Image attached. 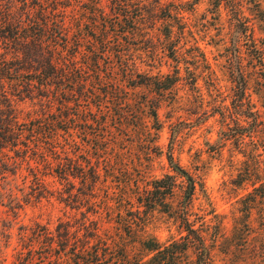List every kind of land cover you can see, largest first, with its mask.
I'll return each instance as SVG.
<instances>
[{
	"label": "trees",
	"instance_id": "1",
	"mask_svg": "<svg viewBox=\"0 0 264 264\" xmlns=\"http://www.w3.org/2000/svg\"><path fill=\"white\" fill-rule=\"evenodd\" d=\"M180 2L175 6V0H0V179L17 176L22 168L28 169V176L38 189L35 193L30 187L27 202H39L52 196L44 189L45 177L52 176L59 185L55 191L58 202L72 213H80L75 221H59L54 231L46 230L43 235L35 232L32 244L26 247L27 253L18 255V264H36L39 258L33 246L40 245L41 241L49 264H64V261L68 264H183L190 248L196 250L194 264H213L212 247L220 234V215L212 207L204 183L178 163L171 151L167 153L171 173L151 179L143 187L136 185L135 203L128 209L129 218L123 223L131 241L120 237L115 242L103 230L100 219L102 205L111 209L110 199L107 196L100 199L98 195L102 170L108 175L113 173L109 156L118 154L113 155L109 149L124 138L113 135L108 128V112L112 109L105 108L113 104L118 113L111 117L114 125L127 124L130 128L132 124L131 129L136 133L144 126L139 124L141 108L151 103L152 127L161 130L158 110L162 101L143 98L136 107L134 103L119 104L122 100L118 97L125 83L132 91L152 86L155 93L162 95L179 81L181 61L177 60L180 58L185 64L187 57L181 43L191 31L186 29L183 19L188 12H193L198 1ZM262 14L264 18L263 11ZM232 16H236L235 29L232 48L228 47V51L231 50L237 93L229 114L238 119L234 120V126L225 127L227 117L224 111L220 113L223 129L218 140L223 144L231 142L240 151L245 158L242 163L245 169L241 170L238 184L251 182L260 198L245 205L243 212L252 213L256 209L264 213V164L260 161L253 165L254 160L250 159L253 150L257 154L260 151L254 133L260 130L256 131L261 120L251 103L252 92L246 79V72L264 74V38L261 43L251 38L250 27L242 19L240 10ZM163 22L168 23L162 31L163 39L171 42L168 57L177 61V75L167 77L166 84L153 85L138 80L143 75H134L135 65L123 62L120 65L125 71L118 78L112 75L113 66L106 59L115 48H120L121 40L142 31L148 44L153 41L148 37L150 33ZM243 40L249 44V66L238 51V43ZM194 50L201 52L200 56L195 53L194 58L201 57L207 64L200 47L195 46ZM101 59L105 66L101 67ZM185 67L189 69L188 65ZM101 74L105 75L104 81ZM98 86H103L104 91H97ZM25 100L36 102L38 107L35 115L27 119L17 109V103ZM92 107L97 111L90 119L85 114L93 113ZM76 123L83 127H76ZM77 134H81V139ZM207 146L217 147L215 143ZM42 189L43 193L39 191ZM175 195L179 196L177 208L170 201ZM197 198L201 200L203 213L192 210ZM156 211L175 213L182 230L179 239L162 243L147 233L146 222ZM208 216L210 222L206 219ZM135 243L139 244L136 252Z\"/></svg>",
	"mask_w": 264,
	"mask_h": 264
},
{
	"label": "rangeland",
	"instance_id": "2",
	"mask_svg": "<svg viewBox=\"0 0 264 264\" xmlns=\"http://www.w3.org/2000/svg\"><path fill=\"white\" fill-rule=\"evenodd\" d=\"M175 1V6L181 3V0ZM196 1L198 2L193 12H188L183 19L186 29H191L187 32L185 41L181 43L187 57L185 64L180 58L177 60L181 61V70L178 74L179 81L172 90L158 95L152 86H143L132 91L125 83L118 97L122 101L114 100L119 104L134 103L137 107L143 98L159 99L163 102L158 110L161 130L156 131L152 127L153 118L149 114L153 106L151 103L146 108H141L139 124L144 126L136 133L131 129L132 124L129 125L130 128L127 124L123 127L117 126L118 123L114 125L111 117L118 113L113 109V104L104 107L107 110L112 109L108 112V128L112 129L113 135L124 138L109 149L113 155L118 154L109 156L113 173L108 175L102 170V186L98 195L100 199L106 196L110 199L111 209L107 210L101 204L103 213H100V219L103 230L115 242L120 237L131 241L132 238L129 239L125 234L123 223L129 218L128 209L135 203L136 185L139 183L143 187L151 179L162 178L171 173L167 159V153L171 151L178 163L204 183L212 207L220 215V234L212 247L213 264H264V213H259L256 209L252 210V213L243 212L245 205L253 203V200L259 201L260 198L256 196L251 182L238 184L241 170L245 169L242 166L245 158L240 151L231 142L223 144L218 140V134L223 129L220 113L224 111V117H227L225 127L234 126V120L238 119L232 117V113L229 114L237 93L234 64H231L229 54L231 50L228 51V47L232 48L235 29L236 16H232V13L240 10L242 19L247 21L250 27L251 38L254 37L261 43L264 38V0ZM167 25L166 22L159 23L148 36L153 38L148 44L142 31L136 32L134 37L129 35L123 38L120 48H115L111 57L106 59L114 69L110 73L118 78L125 71L120 65L123 62L126 65H135L134 75L139 77L138 75L142 74L143 77L138 80L145 83L166 84L167 77L176 76L177 61L168 57L171 42L163 39L162 31ZM129 37H132V40ZM173 38L176 40L177 37L173 35ZM248 45L244 40L238 43L239 55L246 66L251 65L248 63L251 59ZM195 46L200 47L205 54L207 64L201 57L198 60L194 58L195 53L201 55V52L194 50ZM99 62L101 67L105 66L104 59ZM185 65H188V70ZM246 73L248 87L252 92L251 103L254 110L260 113L261 120V125L256 131L260 130L253 134L261 152L259 151V155L253 150L254 155L258 156L253 155L250 159L254 160L253 165L259 164L260 161L264 164V150H261V147H264V74ZM101 75L104 81L105 75ZM120 79L126 81L122 76ZM102 87L98 86L97 91H104ZM95 101L93 100L94 104ZM17 109L21 117L27 119L35 115L34 111H37L38 107L36 102L25 100L17 103ZM91 109L93 113L85 114L90 119L94 118L97 111L95 107ZM75 126L83 127L81 123H76ZM77 137L81 139L82 136L77 134ZM207 143H215L216 149H209ZM121 161L125 163L119 165ZM28 175L29 170L22 168L17 176L8 175L0 179V264H18V255L27 253L26 247L32 244L30 241L35 232H41L43 235L46 230L54 231L59 221H75L80 217V213H72L71 209L58 202L55 191L57 192L59 185L52 176L45 177L47 185L44 186L52 196L39 202H27L30 187L35 193L38 189L33 178ZM39 191L44 192L43 189ZM170 201L173 208H177L179 196L175 195ZM200 203V199H195L192 210L196 213H203ZM172 213H152L146 222L147 233L162 243L179 239L182 230L174 217L175 213ZM206 219L211 221L210 216ZM134 247L135 252L139 250L138 243H135ZM33 249L35 256L39 258L36 264L50 263L42 241L40 245L35 244ZM195 253V248H190L183 264H194ZM64 264L68 262L64 261Z\"/></svg>",
	"mask_w": 264,
	"mask_h": 264
}]
</instances>
